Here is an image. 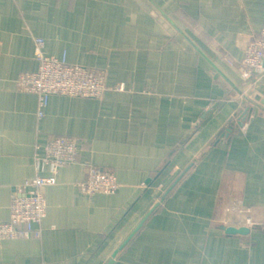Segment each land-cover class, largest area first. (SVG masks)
Returning a JSON list of instances; mask_svg holds the SVG:
<instances>
[{"label": "crops", "instance_id": "crops-1", "mask_svg": "<svg viewBox=\"0 0 264 264\" xmlns=\"http://www.w3.org/2000/svg\"><path fill=\"white\" fill-rule=\"evenodd\" d=\"M262 28L264 0H0V222L42 144L78 152L41 189L40 236L0 239V264H264V224L246 223L264 222V74L242 63ZM35 38L101 72L103 95L54 94L39 116L16 84ZM91 166L115 193L77 189Z\"/></svg>", "mask_w": 264, "mask_h": 264}, {"label": "built area", "instance_id": "built-area-1", "mask_svg": "<svg viewBox=\"0 0 264 264\" xmlns=\"http://www.w3.org/2000/svg\"><path fill=\"white\" fill-rule=\"evenodd\" d=\"M42 45L43 40L35 38L34 56L38 63L37 70L24 72L16 80L18 88L38 94L39 116H42L41 109L54 94L82 98H100L103 95L106 85L101 72L70 64L65 54L61 57L45 54ZM242 63L248 72L264 74V28L251 36ZM42 146L44 154L41 157L35 156L37 170L33 176L14 188L9 218L0 222V239L40 236V225L47 214V201L41 189L56 182L61 167L77 160V148L71 138L55 136ZM76 187L86 195L112 194L117 190L118 182L112 170L91 166L76 183ZM246 223L264 224L250 218L246 219Z\"/></svg>", "mask_w": 264, "mask_h": 264}, {"label": "water", "instance_id": "water-1", "mask_svg": "<svg viewBox=\"0 0 264 264\" xmlns=\"http://www.w3.org/2000/svg\"><path fill=\"white\" fill-rule=\"evenodd\" d=\"M261 102L264 104V100H261ZM209 147V146H208ZM165 163H163L161 166H163ZM190 168L187 167L184 172L180 175V177L171 185V187L166 191V193L164 194V197L162 198V200H164V198L168 195V193L172 190V188L177 184V182L179 181V179L183 176V174L188 171V169ZM160 204V203H159ZM144 221V220H143ZM142 223H140L137 228L132 232V234L126 239V241L120 246V248H123L126 243L131 239V237L135 234L136 231H138V229L141 227ZM219 229H221L222 231H224L225 234L228 235H246L249 234L251 229L249 227L246 226H226V225H219L218 226ZM119 248V249H120ZM116 252H114L113 255H115Z\"/></svg>", "mask_w": 264, "mask_h": 264}]
</instances>
